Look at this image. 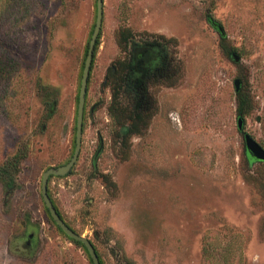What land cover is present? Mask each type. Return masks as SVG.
<instances>
[{"label":"rangeland","instance_id":"1","mask_svg":"<svg viewBox=\"0 0 264 264\" xmlns=\"http://www.w3.org/2000/svg\"><path fill=\"white\" fill-rule=\"evenodd\" d=\"M95 15V0H0V165L20 160L0 180V264H92L40 184L73 153ZM243 132L264 148V0H104L81 150L48 191L102 264H264V162Z\"/></svg>","mask_w":264,"mask_h":264},{"label":"water","instance_id":"2","mask_svg":"<svg viewBox=\"0 0 264 264\" xmlns=\"http://www.w3.org/2000/svg\"><path fill=\"white\" fill-rule=\"evenodd\" d=\"M96 4V15H95V22L93 26V30L88 41V48L86 52V56L83 63L79 90H78V101H77V109H76V119H75V144L73 153L70 159L62 165L56 167H49L47 168L41 176V184H40V195L43 201L44 206L48 209L50 216L54 223L62 230V232L68 236L69 238L81 242L93 264H100L99 257L97 255L96 249L91 242V240L79 233H77L73 228H71L63 218H61L60 214L57 212L49 194H48V181L52 176H65L69 174L73 166L75 165L82 145V135H83V121H84V109H85V102H86V94H87V86H88V79L90 74V69L93 61L95 44L97 38L100 34L102 23H103V15H104V0H95ZM213 27L221 34L225 35L223 32V28L211 22ZM234 60H238V56L233 54ZM235 92L240 90V81L236 79L234 81ZM237 128L240 132L243 131V119L241 116L237 118ZM243 139L244 145L246 149V153L252 161H262L264 162V148L248 133L243 132ZM100 148L97 150L94 160L96 159Z\"/></svg>","mask_w":264,"mask_h":264},{"label":"trees","instance_id":"3","mask_svg":"<svg viewBox=\"0 0 264 264\" xmlns=\"http://www.w3.org/2000/svg\"><path fill=\"white\" fill-rule=\"evenodd\" d=\"M220 36H221V39H223L225 35H221V34H220ZM98 40H99V36H98L97 41H96V44H95L94 56H95L96 48H97V46H98ZM87 48H88V46H87ZM86 52H87V49H86ZM85 56H86V54H85ZM94 56H93V59H94ZM84 59H85V58H84ZM92 62H93V61H92ZM90 71H91V69H90ZM89 75H90V74H89ZM88 81H89V79H88ZM87 87H88V86H87ZM235 96H236V99H237L236 111L238 112L239 115L247 114V113L249 112V109H250L249 107H250V105L248 104L249 101L247 100V97H246V95L244 94V92L242 91V89H240L238 92H235ZM86 97H87V94H86ZM77 101H78V96H77ZM85 103H86V102H85ZM84 116H85V109H84ZM83 129H84V121H83ZM74 144H75V130H74ZM16 155H18V153H16L14 157H16ZM17 157H18V156H17ZM247 158H248V160H249L250 163L254 162V161H252V159H250V158L248 157V155H247ZM18 161L20 162V160L16 159V160H15L13 163H11L10 165H6V164H2V165H0V180L3 182V184L6 183L7 181H10V182L4 184L6 188L11 187V186L13 185V175H14V174L16 173V171H17L18 164H19ZM258 162H262V161H258ZM9 172H10V174H9ZM52 177H53V176H52ZM52 177H50V179H51ZM50 179H49V180H50ZM48 182H49V181H48ZM48 194H49V196H50L49 191H48ZM50 198H51V200H52V202H53V204H54V206H55L57 212L60 214L61 218H63L62 215H61V213H60V211H59V209H58L57 206L55 205V203H54V201H53V199H52L51 196H50ZM44 208H45V210H46V212H47V214H48L50 220L54 223V221L52 220V218H51V216H50V213H49L48 209H47L45 206H44ZM63 220H64V219H63ZM65 222H66V221H65ZM66 223H67V222H66ZM54 224H55V223H54ZM67 224H68V223H67ZM55 225H56V224H55ZM68 225H69V224H68ZM56 226H57V225H56ZM69 226H70V225H69ZM70 227H71V226H70ZM57 228L62 232V230H61L58 226H57ZM62 233H63V232H62ZM67 237H68V236H67ZM68 238H69V237H68ZM69 239H70L71 241H73L74 243L80 245V246L85 250V252L87 253V256H88L89 260H90L91 263H92V260H91V258H90V256H89V254H88V252H87L85 246H84L81 242L75 241V240H73V239H71V238H69ZM96 252H97V251H96ZM97 255H98V253H97ZM99 260H100V259H99ZM92 264H93V263H92ZM100 264H102L101 261H100Z\"/></svg>","mask_w":264,"mask_h":264}]
</instances>
